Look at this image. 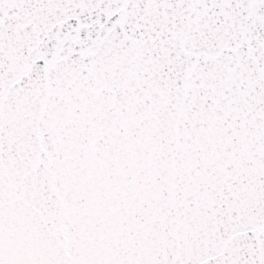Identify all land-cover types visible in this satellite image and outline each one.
<instances>
[{
  "label": "snow or ice",
  "instance_id": "snow-or-ice-1",
  "mask_svg": "<svg viewBox=\"0 0 264 264\" xmlns=\"http://www.w3.org/2000/svg\"><path fill=\"white\" fill-rule=\"evenodd\" d=\"M0 264H264V0H0Z\"/></svg>",
  "mask_w": 264,
  "mask_h": 264
}]
</instances>
